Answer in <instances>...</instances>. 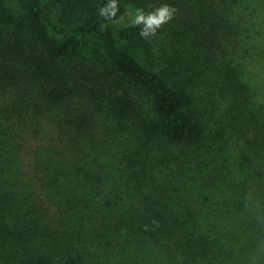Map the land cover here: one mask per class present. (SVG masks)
<instances>
[{
  "label": "trees",
  "instance_id": "1",
  "mask_svg": "<svg viewBox=\"0 0 264 264\" xmlns=\"http://www.w3.org/2000/svg\"><path fill=\"white\" fill-rule=\"evenodd\" d=\"M22 1L0 0V264H264V0ZM163 3L154 37L120 27Z\"/></svg>",
  "mask_w": 264,
  "mask_h": 264
},
{
  "label": "clouds",
  "instance_id": "2",
  "mask_svg": "<svg viewBox=\"0 0 264 264\" xmlns=\"http://www.w3.org/2000/svg\"><path fill=\"white\" fill-rule=\"evenodd\" d=\"M119 11V0H107V3L100 7L98 15L105 21H114ZM176 11L175 7L167 3L151 8V10H145L142 7L137 8L132 14L131 23L140 29L139 35L141 38L150 39L156 35L163 25L174 18ZM145 227L147 228V226Z\"/></svg>",
  "mask_w": 264,
  "mask_h": 264
},
{
  "label": "rangeland",
  "instance_id": "3",
  "mask_svg": "<svg viewBox=\"0 0 264 264\" xmlns=\"http://www.w3.org/2000/svg\"><path fill=\"white\" fill-rule=\"evenodd\" d=\"M11 6L14 8V10L17 12V14L19 16L24 17L25 16V8H24V3L22 0H10ZM133 14V12H132ZM132 14H130L125 22H123V24L120 25L121 28H123L124 30L130 27H133L132 23H131V17ZM120 28V29H121Z\"/></svg>",
  "mask_w": 264,
  "mask_h": 264
}]
</instances>
